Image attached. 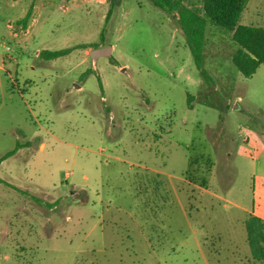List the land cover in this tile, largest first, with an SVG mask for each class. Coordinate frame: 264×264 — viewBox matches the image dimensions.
Segmentation results:
<instances>
[{"label":"rangeland","instance_id":"374dc122","mask_svg":"<svg viewBox=\"0 0 264 264\" xmlns=\"http://www.w3.org/2000/svg\"><path fill=\"white\" fill-rule=\"evenodd\" d=\"M236 48L207 25V81L150 0H0V264H264V65Z\"/></svg>","mask_w":264,"mask_h":264},{"label":"trees","instance_id":"16d2710c","mask_svg":"<svg viewBox=\"0 0 264 264\" xmlns=\"http://www.w3.org/2000/svg\"><path fill=\"white\" fill-rule=\"evenodd\" d=\"M150 1L165 13L176 16L194 65L205 80L211 81L209 74L202 69L207 25L222 28L228 32L229 40L237 46L231 55V61L243 77H250L261 64L264 65V27L239 23L246 0H202L198 7L186 5L183 0ZM30 16L31 8L16 22L25 27ZM77 47H83V45L80 44ZM97 47L98 45L94 46V48ZM72 49L73 47L43 50L41 57L51 60L68 54ZM191 99L192 95L188 94L187 107L189 109L193 107L190 104ZM19 147L20 145L17 144L14 149L5 153L0 161L14 154ZM252 221H257L259 225L264 226L262 219L257 216L253 215ZM252 221L246 224L249 244H251V236L254 231Z\"/></svg>","mask_w":264,"mask_h":264},{"label":"water","instance_id":"95a60500","mask_svg":"<svg viewBox=\"0 0 264 264\" xmlns=\"http://www.w3.org/2000/svg\"><path fill=\"white\" fill-rule=\"evenodd\" d=\"M110 55H111V46H101V47L93 48L89 51V56L92 59H96L97 57L100 56L110 57Z\"/></svg>","mask_w":264,"mask_h":264},{"label":"crops","instance_id":"0c3cea01","mask_svg":"<svg viewBox=\"0 0 264 264\" xmlns=\"http://www.w3.org/2000/svg\"><path fill=\"white\" fill-rule=\"evenodd\" d=\"M257 69H258V68H257ZM257 69H256V70H257ZM255 72H256V71H255ZM255 72H254V73H255ZM252 75H253V74H252ZM252 75H251V76H252Z\"/></svg>","mask_w":264,"mask_h":264}]
</instances>
